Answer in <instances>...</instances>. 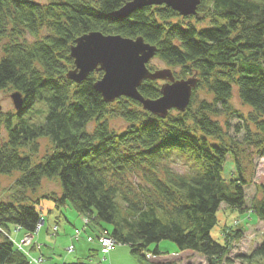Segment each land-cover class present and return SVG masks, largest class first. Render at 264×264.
<instances>
[{"label":"trees","instance_id":"1","mask_svg":"<svg viewBox=\"0 0 264 264\" xmlns=\"http://www.w3.org/2000/svg\"><path fill=\"white\" fill-rule=\"evenodd\" d=\"M127 1L0 0V91L25 99L0 114V178L15 176L0 191V264H31L11 231L35 233L45 200L89 219L97 242L109 235L130 245L139 264H264V232L234 256L243 228H224V242L212 235L223 205L264 220V181L247 193L264 156V0H201L186 16L149 5L116 17ZM91 31L143 36L157 46L150 69L163 63L179 79L197 77L188 108L162 117L128 96L107 102L95 88L102 70L70 79L71 46ZM163 83L146 79L139 90L158 98ZM235 86L248 111L234 105ZM41 139L49 148L40 156ZM45 179L59 189L41 192ZM165 239L203 260L152 259L168 254L152 248ZM89 252L91 260L100 245Z\"/></svg>","mask_w":264,"mask_h":264},{"label":"water","instance_id":"2","mask_svg":"<svg viewBox=\"0 0 264 264\" xmlns=\"http://www.w3.org/2000/svg\"><path fill=\"white\" fill-rule=\"evenodd\" d=\"M201 0H129L114 13L127 17L134 11L149 5L166 4L182 15H196ZM157 46L145 41L143 36L124 37L120 34H105L102 31L85 33L71 46L75 67L68 77L77 82L85 80L95 70L104 71L95 83L104 100L112 102L121 96L140 101L143 107L166 117L173 109L185 111L192 99L197 77L179 79L170 67L152 70L148 63L156 56ZM146 79H161V96L147 98L139 90ZM12 99L17 110L24 106V96L14 91ZM3 112L0 102V114Z\"/></svg>","mask_w":264,"mask_h":264},{"label":"rangeland","instance_id":"3","mask_svg":"<svg viewBox=\"0 0 264 264\" xmlns=\"http://www.w3.org/2000/svg\"><path fill=\"white\" fill-rule=\"evenodd\" d=\"M154 63H158L157 59L153 60ZM160 68H165L166 66L163 63L159 64ZM164 81V80H163ZM238 88L235 86V91L233 95V102L234 105L242 109L244 111H248L249 107L244 105L241 100L238 97L237 94ZM12 92L10 91H0V102L2 104L3 112L7 113L9 111H16L12 96ZM234 123H238V118L233 119ZM118 124L121 123V121L117 122ZM1 133L5 136L6 130L4 126H1ZM233 132V131H232ZM235 134V133H234ZM240 138L243 137V134L239 135ZM49 141L47 139H41V150H40V156L43 155L49 148ZM226 171H230L234 169L233 163L230 160V158L227 161ZM16 175V174H15ZM18 175V174H17ZM15 176H6L2 175L0 178V191L3 187L9 185L13 180ZM254 183L248 188V199H251L256 194V186L264 181V156L257 159V167H256V174L254 178ZM59 189V183L55 179H45L43 182V186L41 188L42 191H51V190H58ZM42 213L46 220L45 225L42 229V236L43 238H46L47 241L41 240L45 245L43 246V252L45 251V254H47L48 250H52L54 259H50L47 255L46 258L39 254H35L34 249L30 248L29 246L31 244H25V249H27L30 253L29 255L33 257H43V261L41 263L31 262V264H63L66 263V260L71 259L72 257H80L78 253L74 254L76 251V248L74 251L69 252L68 247L71 244H75V247L79 243H81L80 239L82 237L88 236V230H84V220L82 216L70 205L62 208H57L55 206V202L52 200H45L43 201L42 205ZM219 216V222L218 224L212 229V235L217 240L224 242L225 238L222 234V231H224V228L230 229V227L233 228H243L244 233L240 240L234 242V247L231 252V255L234 256L237 253L247 252L249 250H252L257 246L258 243L261 242L262 234L264 232V220H261L258 218V216L251 212V213H241L239 211H231L228 207H223L218 212ZM58 222V231L54 232L53 226L55 223ZM76 224V225H75ZM81 229L83 231V234L81 235V238L79 240H74V236L76 234V230ZM88 228V226H87ZM26 230L19 229L16 230L15 227H12L11 236L15 241H20L21 239H24L26 236ZM225 232V231H224ZM40 233V232H39ZM35 234L36 237H38V234ZM28 234V233H27ZM73 234V237L71 239V235ZM84 235V236H83ZM76 237V236H75ZM35 238V237H34ZM71 239V240H70ZM34 240V239H33ZM83 242V241H82ZM24 245V244H23ZM159 246L163 251H167L168 254L163 255L164 257H167L168 260H174V261H181V262H199L203 260V258L197 254L196 252L192 251H185L181 254H179L181 251L179 250L178 246L175 242L165 239L160 241L157 244H153L152 248L155 246ZM114 252L113 261L110 262V259H108L109 255L106 259H104V256L102 254H98L97 258H95V262H99V259L103 260L105 264H139L135 256L131 253V247L127 244H119ZM71 255V256H69ZM92 259H94L92 257ZM91 259V261H92ZM33 260V259H32ZM204 262V261H203Z\"/></svg>","mask_w":264,"mask_h":264},{"label":"crops","instance_id":"4","mask_svg":"<svg viewBox=\"0 0 264 264\" xmlns=\"http://www.w3.org/2000/svg\"><path fill=\"white\" fill-rule=\"evenodd\" d=\"M82 218H83V216H82ZM45 223H46V220H45V222H44V224L42 225V227H41V229H40V233L38 234V237H36L35 235H34V237L35 238H33L34 240L32 241V243H31V245L29 246L30 248H33L34 249V252H35V254H41V255H43L45 258H46V255L50 258V259H54V257H53V252H52V250H48L47 251V254H45V251L43 252V246L45 245L41 240H44V241H47L46 240V238H43V236H42V229H43V226L45 225ZM55 225H59L58 224V222L57 223H55L54 224V226ZM76 225V224H75ZM53 226V227H54ZM19 229H21V228H18V229H16V230H19ZM78 229V228H77ZM88 232V236L91 234V235H94V234H92V232L91 231H87ZM26 234H27V232H25ZM37 234V233H36ZM84 236V235H83ZM88 236H87V238L84 236V237H82L81 239H80V241H81V243H79V246L77 245L75 248H76V251H75V253L74 254H76V253H78V255H80V257H72L71 259H68V260H66V263H63V264H83L84 262H91V263H94L95 262V258H97V257H93L94 259H92V261L91 260H88L87 258H86V256L87 255H89L90 254V249L91 248H96V247H98L99 246V244H98V242L96 241V240H89L88 239ZM72 237H73V234L71 235V239H72ZM70 239V240H71ZM83 241V242H82ZM117 248V247H116ZM116 248L112 251V252H110L107 256L109 257L108 259H110V262L111 261H113V257L115 256L114 255V252H116L115 250H116ZM188 251V250H187ZM183 252H185V251H181L179 254H181V253H183ZM163 255H166V254H163ZM163 255H160V256H153L152 257V259H155V260H168V259H166L167 257H164ZM69 256H71V255H69ZM107 256L105 257V259L107 258ZM100 260V259H99ZM45 264V263H44ZM103 264H105V262H103Z\"/></svg>","mask_w":264,"mask_h":264},{"label":"built area","instance_id":"5","mask_svg":"<svg viewBox=\"0 0 264 264\" xmlns=\"http://www.w3.org/2000/svg\"><path fill=\"white\" fill-rule=\"evenodd\" d=\"M83 220H84V230H85L87 228L89 219L83 217ZM44 222L45 221L43 220L38 225L37 231L35 233L26 234V236L24 237V239H22V241L19 243V245L20 246H24V248H25V244H27V245L31 244L32 241H33L34 235L40 231V229H41L42 225L44 224ZM53 230H54V232H57L58 231V226L55 225ZM82 234H83V231L81 229H77L76 230V234H75L76 237L74 236V240H79L81 238ZM88 239L89 240H94V238L91 235L88 236ZM98 242H99V245H100V253L104 256V259L110 252H112L118 246V243H119L116 239H114L112 236H109V235H101L98 238ZM74 250H75V244H71L68 247V251L72 252ZM32 259H33L32 260L33 262H38V263H41L44 260L43 257H39V258H34L33 257ZM97 264H103V260L101 259L100 262H98Z\"/></svg>","mask_w":264,"mask_h":264}]
</instances>
